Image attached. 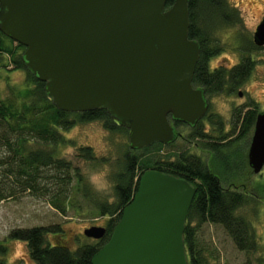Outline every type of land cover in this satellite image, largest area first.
Returning <instances> with one entry per match:
<instances>
[{"label": "water", "instance_id": "95a60500", "mask_svg": "<svg viewBox=\"0 0 264 264\" xmlns=\"http://www.w3.org/2000/svg\"><path fill=\"white\" fill-rule=\"evenodd\" d=\"M189 0H0V30L24 45L28 70L55 105L77 112L105 107L129 129V146L170 144L171 120L195 125L207 112L192 78L200 44L189 37ZM253 41L264 46V18ZM242 93L239 92V95ZM253 173L264 167V110L248 148ZM197 187L155 169L139 177L108 241L92 264H191L184 230ZM106 226L84 234L101 239Z\"/></svg>", "mask_w": 264, "mask_h": 264}, {"label": "trees", "instance_id": "16d2710c", "mask_svg": "<svg viewBox=\"0 0 264 264\" xmlns=\"http://www.w3.org/2000/svg\"><path fill=\"white\" fill-rule=\"evenodd\" d=\"M174 1L167 0L166 6L170 7ZM188 8L189 37L200 44L193 85L202 86L207 94L232 92L253 69L255 62L251 52L262 46L256 45L252 39L241 51L248 54H243L238 63L230 68L217 66L210 69V60L222 50L213 41V31L217 26L239 22L238 8L229 0H189ZM25 48L0 30V71L1 68H9V64L2 60V56L6 55L12 68L26 71L27 83L23 91L16 92L11 87L13 96L9 98L0 95V201L17 194L15 187L18 185L19 192L32 189L46 191L54 207L65 212V201H69L75 186L80 189L83 184V193L87 197H91L92 191L78 168L56 153V145L68 141L60 130H67L76 122L95 119L102 120L104 126L112 131H125L129 135V129L118 124L105 107L77 112L59 109L47 95L45 82L25 66L22 59ZM258 112L251 102L235 107L229 133L223 131L224 122L220 115L212 113L208 118L222 134L216 139H224V136L234 132L239 138L254 127ZM190 136L202 141L208 153L219 154L228 146V143L212 140L202 121L192 128ZM171 145L154 142L140 149L130 148L124 154L114 175V199H94L98 212L109 216L107 233L103 238L72 248L66 243L59 223L17 227L10 231L9 238L26 242L31 264H92L94 254L108 241L123 208L132 200L140 175L146 169H155L184 178L197 187L183 235L191 264H208L198 240V230L206 222L221 225L240 250L257 251L259 246L254 227L247 217L237 213L238 208L249 200L246 187L243 186L242 190L224 187L220 176L211 168L209 159L204 160L199 154L186 149L175 154L163 152V148ZM78 152L85 159H95L90 145L80 146ZM44 176L50 180L42 184L40 179ZM11 179L15 183H11ZM73 180L77 181L75 186ZM0 249L4 250V247ZM0 264L12 263L2 258Z\"/></svg>", "mask_w": 264, "mask_h": 264}, {"label": "rangeland", "instance_id": "374dc122", "mask_svg": "<svg viewBox=\"0 0 264 264\" xmlns=\"http://www.w3.org/2000/svg\"><path fill=\"white\" fill-rule=\"evenodd\" d=\"M229 1L237 6L241 19L234 24L217 26L213 31V41L222 50L210 60V69L217 66L230 68L240 61L243 54H248L241 51L253 39L257 24L264 18V0ZM251 57L255 62L253 69L237 88L232 92L207 94L210 101L209 115L215 113L222 117L225 133L231 130L235 107L251 102L258 111L264 110V46L251 52ZM2 60L9 64V68L4 67L0 71V95L9 98L13 96L11 87L16 92L27 87L26 71L12 68L6 55L2 56ZM239 92L242 94L239 95ZM208 117L202 124L213 137L212 140L228 143L221 153H208L202 141L192 138L191 128L184 124L177 126L182 136L173 145L163 148V152L175 154L186 149L197 153L204 160L209 159L211 168L220 176L224 187L239 190L246 187L245 193L249 200L238 208L237 213L251 222L258 238L259 249L255 252L240 250L221 225L206 222L198 230V240L208 264H264V167L260 172L253 173L247 156L253 128L239 138L237 132H234L218 140L216 138L222 134L217 126L209 122ZM60 131L68 141L56 145V153L78 168L92 195L85 196L83 184L77 189V181L73 180L75 188L69 201H65L63 212L54 207L46 191L32 189L19 192L20 186L16 185L18 193L0 201V248L4 247V250L0 249V259L3 258L9 263L31 264L26 242L9 238V233L14 228L59 223L66 243L75 248L96 240L84 234L85 228L93 225L106 226L109 220L108 215L103 216L98 212L94 199H114V175L120 168L124 154L130 149L128 133L112 131L99 119L76 122L71 128ZM85 145L92 147L95 159H85L79 155V147ZM12 180L11 183H15ZM49 180L48 176H44L40 182L45 184ZM50 183L51 181L49 185ZM51 185L54 186L53 183Z\"/></svg>", "mask_w": 264, "mask_h": 264}, {"label": "flooded vegetation", "instance_id": "af4514ba", "mask_svg": "<svg viewBox=\"0 0 264 264\" xmlns=\"http://www.w3.org/2000/svg\"><path fill=\"white\" fill-rule=\"evenodd\" d=\"M261 20H262V18H261ZM259 23H260V22H259ZM259 23H258V24H259ZM258 24H257V25H258ZM256 27H257V26H256ZM194 87H202V86H194ZM205 94H206V98H207V100H208V102H209V108H210V101H209V98H208V95H207L206 91H205ZM209 108H208L206 114H205V115H204L199 121H203L204 119H206V117H208L209 112H210V111H209ZM199 121H198V122H199ZM178 122L181 123V124L187 125L189 128H191V131H192V128L195 127V126L198 124V122H197L195 125H189V124L184 123V122L173 121V120H171L172 125H174V127H175L177 130H178L177 126L180 125V124H178V125L176 124V123H178ZM178 132H179V133H178V136H177L176 139H178L180 136H182V133H181L179 130H178ZM174 142H175V141H173V142L170 143V144H166V145H171V144L173 145Z\"/></svg>", "mask_w": 264, "mask_h": 264}]
</instances>
